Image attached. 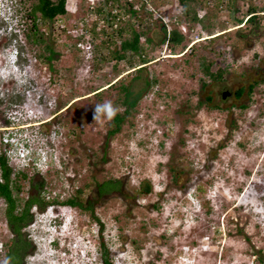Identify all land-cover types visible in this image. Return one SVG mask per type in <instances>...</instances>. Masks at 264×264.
Segmentation results:
<instances>
[{
    "label": "rangeland",
    "instance_id": "obj_1",
    "mask_svg": "<svg viewBox=\"0 0 264 264\" xmlns=\"http://www.w3.org/2000/svg\"><path fill=\"white\" fill-rule=\"evenodd\" d=\"M35 1L0 0V137L10 134L59 164L47 171L18 167L15 156L25 152L17 143L3 145L2 137L0 150L19 185L18 212L39 181L46 204H92V214L68 212L76 229L60 261L102 264V242L111 264H264V19L236 24L249 4L262 7L264 0H195L199 22L189 21L177 0H152L154 11L142 6L134 15L127 2L139 0H118L113 9L121 22L107 15L109 8L96 13L95 0H66L65 14L38 23L39 43L27 38ZM162 26L176 28L181 44L162 43ZM135 31L139 53L113 58ZM45 44L54 52L46 62ZM139 54L148 61L140 64ZM205 65L210 73L221 69V77L208 76ZM121 85L129 86V100L140 94L126 113ZM105 101L125 114L109 137L113 119H94L95 105ZM111 180H120L119 189L99 194L98 185ZM3 208L0 197V264L10 237ZM45 208L32 207L33 220L22 229L29 242L22 264H59L46 233L59 228L48 227Z\"/></svg>",
    "mask_w": 264,
    "mask_h": 264
},
{
    "label": "trees",
    "instance_id": "obj_2",
    "mask_svg": "<svg viewBox=\"0 0 264 264\" xmlns=\"http://www.w3.org/2000/svg\"><path fill=\"white\" fill-rule=\"evenodd\" d=\"M118 0H100L101 4L95 5V11L96 13H100L103 11V9L106 8H113L117 4ZM195 0H177L180 5L183 7V13L186 17H188L189 21H201L200 18H198L196 11L191 8V4ZM220 1V0H219ZM128 4V11L130 14L134 15L136 11L140 8H142L141 5H139L138 8L134 7L133 3H127ZM106 7V8H104ZM236 11H238V7L236 8ZM66 11V0H36L32 5L31 9L27 11L28 16L32 18V24H31V32L27 33V38L30 36L32 37L33 42H41L43 41L42 33L39 32L38 29V23L43 25L46 21L51 22L53 18L57 15H63ZM247 13V19L244 20L242 18H237V25H240L238 28L240 29L242 26H249L250 24H253L256 26V22L260 20L261 18L264 19V6H253L252 4H249L245 10ZM103 14V13H102ZM37 15V16H36ZM107 15H111L107 11ZM107 15H104V20L110 25H113L114 22L110 21L107 17ZM124 17L118 18V21L121 22ZM118 22V24H119ZM117 23V22H115ZM204 27H206L204 25ZM90 30L93 32L94 26L90 28ZM118 34H121L122 29L118 28ZM161 31L163 33V37L161 39V42H166L168 45L177 46L181 44V42L184 39V36L176 30V28H172L169 32L166 31L165 27L162 26ZM140 32H133L132 38H125L124 40L120 41L119 43V49L114 50L112 52L113 58L115 59H121L125 57L126 51H131L134 54L139 53V37ZM147 41H150L147 38ZM105 43L108 44V41H105ZM111 43V42H110ZM49 50L51 54H48V56L43 54V61L46 62V59L49 61L53 57V50L50 48L48 44H45L44 51ZM140 55V54H139ZM38 58H41V54L38 56ZM140 64L146 63L148 60L145 59L144 56L140 55L139 57ZM141 67L138 69L140 70ZM204 73H206L208 76L212 78H219L222 75V70H218L215 73L209 72V66L205 65L203 67ZM149 84V82H146ZM253 87V84L249 85V90L251 91ZM124 98L122 99V103L125 105L124 113L128 112L137 102V100L140 97V94L137 93V95L129 100L130 95H132L130 88L128 85H121L120 87ZM99 91H97L98 93ZM243 92V88H239L235 91V94L237 96L241 95ZM207 99H210L208 97ZM125 114H116L115 118L113 119L114 127L112 129H109L107 131V137L112 136L114 133L119 131L120 125L124 120ZM12 173V168L8 164V159L3 153H0V197L4 201V208H3V216L6 223V226L8 228V231L10 233V237L4 242L5 247V258L7 260V264H22V259L25 254L26 249L29 247V242L25 238L24 233L22 232V229L26 227L32 220H33V213L30 211L32 207H37L40 210L43 209L46 206V201L43 200V198L40 197V192L43 188V181L39 182H32L31 187L34 189V192L30 193L27 198L24 200L22 208L20 211H17L18 208V200L19 198L17 195L14 194L13 191H17L19 189V185L13 181L10 177ZM121 186L120 180H111V181H104L101 184L98 185V193L101 194L109 189L117 190ZM150 191V188L148 186L142 187L141 192L142 193H148ZM64 205L72 206V207H79L83 210L90 211L92 214V204L88 201L86 205H83L82 202L78 201L74 198H67L63 201ZM102 228V224H99V229ZM101 250V262L102 264H111V262L108 259V251L105 245L101 242L100 243Z\"/></svg>",
    "mask_w": 264,
    "mask_h": 264
},
{
    "label": "clouds",
    "instance_id": "obj_3",
    "mask_svg": "<svg viewBox=\"0 0 264 264\" xmlns=\"http://www.w3.org/2000/svg\"><path fill=\"white\" fill-rule=\"evenodd\" d=\"M95 3H97L98 5L101 4L100 0H95ZM127 3H131V2H127ZM104 8H106V7H104ZM106 9H108V8H106ZM114 10H116V9L110 8L108 12L111 14L110 16L113 20H118L119 16L121 17V13L114 11ZM17 11H18V9L16 8V1H15L14 6H13V10H12V15L17 16ZM66 11H67V8H66ZM0 35L3 36L1 31H0ZM15 56H16V59H18L19 51L15 52ZM28 93L29 92L27 91L26 94H28ZM17 108H19V106H17ZM17 108H15V110ZM116 114H117V109L113 106L111 101H105L102 104L98 103L95 105L94 119L98 118L100 115H104L108 120H112L115 118ZM34 118H35V120H33L32 122H36L39 124H43L45 122V121L43 122L42 119L39 120V117L38 118L34 117ZM7 121H9V120H7ZM46 121H48V120H46ZM2 126L7 131H9V128H12V126H10V125H2ZM1 137H2V142L4 143L3 145H7V144H14L15 145L17 143L19 146L18 150H22V152H25V154H22L18 151L17 152L18 155L15 156V158H18V160H19V162H18L19 164H16L18 167H21V168L31 167L33 169H37V171L38 170L39 171H43V170L47 171L49 166H54V165L57 166L59 164V161H57L56 158L53 157L52 155H50L48 152H47L48 153V156H47V154L45 155L42 153L41 155H39L37 152H33L32 148L29 146H28V148L24 149L25 148L24 144L20 143V141H18V140L15 143L14 141H16V139L14 137H11L10 134H3ZM50 150L52 151L53 148L50 147ZM0 153H3L6 156V158L8 159L9 155H6V153H4L1 150H0ZM53 206H56L55 208L59 209V211L55 212ZM45 207H46L45 210H47V211L51 210V213L48 215V217L51 218L49 223H47L48 227H51V229L53 231H55L54 228H59V231H57V233H52V231L48 230V229L46 230V233L50 237L47 239V242H48V244H50V246H51L50 249L52 252H54L56 250L59 251V253L54 252V254H55L54 258L56 259V257H57L59 260L58 263L63 264V262H61L60 259H62V258L65 259L66 255H69V252H67V250L64 249L66 240L68 239V236L70 234H72L73 231L76 229V225L71 226V224L73 223V220L76 221V218L72 213L71 214L68 213V212L72 211V208H74V207L67 206V205H58V204L54 205L51 203L46 204ZM34 208H36V207H34ZM53 212H54V214H53ZM40 213L43 214L44 210L41 211ZM59 216L62 219V222L56 223L55 219L58 218ZM74 224H75V222H74ZM72 246L75 247V244H72ZM61 252H63V254H61ZM3 264H7V260H5L3 262Z\"/></svg>",
    "mask_w": 264,
    "mask_h": 264
},
{
    "label": "built area",
    "instance_id": "obj_4",
    "mask_svg": "<svg viewBox=\"0 0 264 264\" xmlns=\"http://www.w3.org/2000/svg\"><path fill=\"white\" fill-rule=\"evenodd\" d=\"M151 2H152V0H139V3H138V5H135L134 4V7L135 8H138L139 7V5H141V6H143L144 8H145V10H147V11H154V7L151 5ZM162 7V9L165 7V6H161ZM165 9V8H164ZM157 10H158V7H157ZM158 17H160V19H162V21H166L165 20V18H164V16H159L158 15ZM171 29H169V30H167V32H169Z\"/></svg>",
    "mask_w": 264,
    "mask_h": 264
},
{
    "label": "water",
    "instance_id": "obj_5",
    "mask_svg": "<svg viewBox=\"0 0 264 264\" xmlns=\"http://www.w3.org/2000/svg\"><path fill=\"white\" fill-rule=\"evenodd\" d=\"M228 94H229L228 91H223V92L221 93V96H222V98H225Z\"/></svg>",
    "mask_w": 264,
    "mask_h": 264
}]
</instances>
